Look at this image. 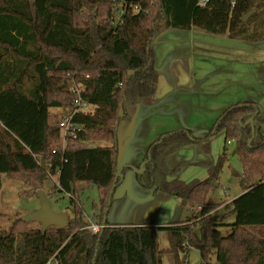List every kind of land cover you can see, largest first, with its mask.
Segmentation results:
<instances>
[{
  "label": "trees",
  "instance_id": "16d2710c",
  "mask_svg": "<svg viewBox=\"0 0 264 264\" xmlns=\"http://www.w3.org/2000/svg\"><path fill=\"white\" fill-rule=\"evenodd\" d=\"M200 1L127 0L115 24L119 0H0V177L34 178L43 185L58 176L73 205L78 185H92L101 194L105 225L99 235L77 221L44 233L18 217L3 232L0 210V264H48L52 258L59 264H162L163 256L188 255L191 249L200 253V264H264V120L257 103L230 107L205 139L178 130L149 147L137 182L200 207L193 225L136 228L107 221L123 176L141 168H123L118 175L119 130L130 122L131 108L155 96L159 74L153 46L160 32L196 28L231 40L264 41V0H209L204 7ZM75 84L83 86L82 99L94 110L75 115L81 130L54 154L62 131L50 110L73 106ZM217 133H224L226 145L234 144L243 170L244 194L224 216L235 217L226 235L222 220L212 219L220 204L210 194L220 186L228 147L216 163L201 164L209 171L205 181L170 180L188 164H167L195 143L209 152ZM161 232L170 235L172 251L160 250Z\"/></svg>",
  "mask_w": 264,
  "mask_h": 264
},
{
  "label": "crops",
  "instance_id": "0c3cea01",
  "mask_svg": "<svg viewBox=\"0 0 264 264\" xmlns=\"http://www.w3.org/2000/svg\"><path fill=\"white\" fill-rule=\"evenodd\" d=\"M153 47L159 83L153 99L131 108L130 122L122 125L119 130V175L123 168L143 166L149 147L169 132L189 130L197 139H205L216 121L234 105L257 103L260 118L264 120V41L231 40L227 36L211 35L196 28L188 31L164 28L155 39ZM262 134L264 136V126ZM214 139L210 140L211 154ZM199 145L201 146L200 143H195L169 158L180 155L177 159L178 164L186 162L194 165L187 167H195L191 171L205 169V174H208L205 179L207 180L208 168L205 165L196 166V164L207 165L215 162L213 159L211 162L197 163L192 159L193 154L189 150L195 151L194 149H198L196 147ZM97 146L106 147L107 145L98 144ZM226 146L228 149L234 148L233 144L226 145L223 133L217 155H222ZM233 155L234 157L229 161L237 171L236 175L241 176L242 167L235 152ZM169 158L167 162L170 161ZM182 170L179 175L183 172ZM57 179L59 180V177ZM195 180L199 181V179H192V181ZM240 181L234 192L229 184L221 185V191L223 187L228 189V194L224 193L229 198L221 204L215 202L210 194V198L220 204L216 211L232 207L231 203L244 194ZM117 190L121 198H127L129 194L138 198L139 201L136 204L132 202L127 204V208L138 209L128 214L127 223L111 220L112 215L109 213L107 221L112 226L179 227L193 225L195 222L190 221L196 209L193 204L168 194L155 195L152 190L144 189L137 182L134 170H129L123 176L122 184ZM119 207H123V204ZM85 218L87 224L89 220L99 222L93 213H87L84 208L82 211H77L76 208L75 219L82 222ZM228 219H224V216L221 219L225 225L221 229L224 234L230 232L227 226L235 222V217ZM195 232L199 233V230L195 229ZM165 235L169 238L170 246L160 250L172 251V240L167 232L159 233L158 240L160 236ZM194 255L196 258L193 263L200 264V253L194 249H191L188 255L180 251L165 255L162 258V264H166L165 257L172 258V261L168 260L167 264H176L177 261L190 264Z\"/></svg>",
  "mask_w": 264,
  "mask_h": 264
},
{
  "label": "rangeland",
  "instance_id": "374dc122",
  "mask_svg": "<svg viewBox=\"0 0 264 264\" xmlns=\"http://www.w3.org/2000/svg\"><path fill=\"white\" fill-rule=\"evenodd\" d=\"M67 108H56L52 109L50 111V114L52 117L57 118V120L60 117V114L62 111H65ZM94 108L90 107L89 111H93ZM223 133H217L213 138V151L212 154L210 152H206L203 146L199 145L198 149H193L189 150L193 155L192 159L197 162V163H202V162H211L214 159V162L216 163L220 157V155H217L219 145H220V140L221 136ZM61 144V143H60ZM58 144L53 145L54 149L57 148ZM234 145V144H233ZM193 146V145H191ZM196 146V145H194ZM210 146V142H209ZM235 149L230 148L228 149L229 151V159H232L234 157L233 152ZM180 155L172 157L170 161L167 162L170 168H175L179 164L177 163V159ZM237 156V155H236ZM213 157V158H212ZM238 158V156H237ZM239 161V158H238ZM240 163V161H239ZM184 164V163H181ZM185 164H188L185 162ZM201 164H196V166H200ZM241 165V163H240ZM194 165H186L183 168V172L181 175L178 173L174 177H172L170 180H178L182 181L185 183H189L190 181L192 182V179H199V181H205L207 178L205 174V169H198L197 171H191L192 168H187L191 167ZM242 167V166H241ZM236 170L232 163L229 161L227 162L221 176H220V186L215 188L211 192V198L217 202L220 203L223 201H226L229 199L224 191H221L220 187L222 184H229L231 186L232 191L234 192L236 185L239 183L241 180V176L236 175ZM243 172V170L241 171ZM136 174V173H135ZM58 176H55L52 179H49L46 181L43 185L39 184L36 182L34 178H28L26 180H17V179H12L8 177L7 175H1L0 180H1V191H0V210H1V229L3 232H8L11 230L13 223L15 220L19 218H23L25 216L31 215L41 209V201L38 195L39 191H42L45 193L47 196L51 208L53 212L58 213V214H68L69 216V221H77L75 219V205L77 208V211H82L83 208L87 213H93L95 219H97L100 223V216L101 213L98 211L101 207V194L97 190L96 187L88 184H83L80 185L77 188V197H76V203L75 205L72 204V196L69 194H66L64 192H61V188L59 187V182L57 179ZM196 181V180H195ZM118 190H116L114 199L115 202L113 204V207L111 208L110 214L111 220L117 221L119 223H127V216L128 214H131V211L136 210L138 208H127L128 205L131 202L133 204H136L138 198L132 196L129 194L127 198H121L118 194ZM131 193V192H130ZM155 195L162 194V193H154ZM232 194V193H231ZM134 201V202H133ZM120 204H123V207H119ZM195 206V205H194ZM196 209L194 210L193 217L190 219V221H195V219L198 217L199 213L201 212V208L195 206ZM98 213H97V211ZM232 210V207L229 208H221L218 211L214 212L212 215V219L214 221H219L222 219L223 216H226L227 214L230 213ZM99 214V216H97ZM232 216H228L226 219L230 218ZM86 220V218L84 219ZM82 219V222L87 223ZM231 221L230 219H228ZM79 222V220L77 221ZM30 227L33 229H38L41 228V225L38 223H31ZM226 235V234H225ZM160 243V248L161 249H166L169 248L170 246V241L167 235L165 236H160L159 239ZM196 255H194V259L191 260L190 264H194L193 261L195 260ZM168 260L172 261L171 257H165V263H168Z\"/></svg>",
  "mask_w": 264,
  "mask_h": 264
},
{
  "label": "built area",
  "instance_id": "2783aa9c",
  "mask_svg": "<svg viewBox=\"0 0 264 264\" xmlns=\"http://www.w3.org/2000/svg\"><path fill=\"white\" fill-rule=\"evenodd\" d=\"M127 0H119L121 3V8L119 9V13L117 14L115 24H118L122 18V16L125 13V8H123V5L126 3ZM209 3V0H201L200 6H206ZM140 9L136 8L135 11L138 12ZM73 93L75 94L76 98L74 100L73 106L71 108H67L65 111H62L60 114L59 119L57 120V124L59 125V128L62 131V138L57 149L53 151L55 154L57 151L63 150L66 147L67 144V138L68 137H74L80 130L81 127L74 124L73 119L78 112H89L90 105L87 104L82 99V93L84 91L83 86L75 84L73 89ZM233 144V143H229ZM59 185V184H58ZM60 187V185H59ZM223 191L228 194V189L226 187H223ZM88 229L92 232L94 235H99L102 230L105 228V225L95 222L93 220H89L88 222ZM48 264H59L57 260L52 258Z\"/></svg>",
  "mask_w": 264,
  "mask_h": 264
},
{
  "label": "water",
  "instance_id": "95a60500",
  "mask_svg": "<svg viewBox=\"0 0 264 264\" xmlns=\"http://www.w3.org/2000/svg\"><path fill=\"white\" fill-rule=\"evenodd\" d=\"M257 12V10H253L250 14H248L243 21L247 22L255 13ZM57 123V121H56ZM253 132L255 134V129L253 128ZM254 140V137L251 141ZM146 164H143V166H141L140 170H136L134 168V172L136 174H141L143 172V168ZM119 175V174H118ZM40 201H41V209L31 215L25 216L23 218H20V220L22 222H26V223H38L41 225V229L44 233H46V231L49 228H59V229H65L68 227L69 224V216L68 214H58L53 212L50 202L47 198V196L45 195L44 192L39 191L38 192ZM106 223V221H105Z\"/></svg>",
  "mask_w": 264,
  "mask_h": 264
}]
</instances>
